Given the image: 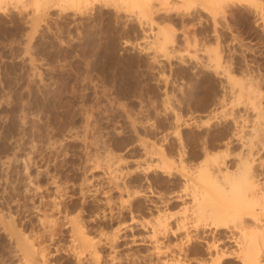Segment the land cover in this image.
<instances>
[{
  "label": "rangeland",
  "instance_id": "obj_1",
  "mask_svg": "<svg viewBox=\"0 0 264 264\" xmlns=\"http://www.w3.org/2000/svg\"><path fill=\"white\" fill-rule=\"evenodd\" d=\"M58 2L0 3V264H209L176 222L247 142L263 182L264 0Z\"/></svg>",
  "mask_w": 264,
  "mask_h": 264
},
{
  "label": "bare ground",
  "instance_id": "obj_2",
  "mask_svg": "<svg viewBox=\"0 0 264 264\" xmlns=\"http://www.w3.org/2000/svg\"><path fill=\"white\" fill-rule=\"evenodd\" d=\"M2 1L4 0H0V3ZM42 1H50V0H35L36 11L39 10ZM58 1L59 2L57 3V6H64L68 4L75 5L78 4L79 2H82V0H58ZM131 1L140 3V1L142 0H131ZM183 1L187 7L195 6L197 2V0H183ZM80 6L81 5H79V7ZM167 33L168 35L166 34L165 36L163 34L164 38L166 37L167 39L169 35L172 38V34H170L169 32ZM240 143L241 142H239V144ZM245 144L247 145L241 146L240 148L246 147L245 148L246 150L244 149L246 153L243 154L242 150L239 151V154L242 153L243 155L242 157L239 156L238 158L239 160L236 158L237 159L236 161L238 162L235 163L234 166L235 169L233 168L234 170H231V168H229L228 165L224 164L225 161H223V163H221L223 167H221V164L220 165L214 164L217 166L213 168L214 165L211 164L208 165V168L210 166V168L212 169L210 168L205 169L203 165L202 169L204 170L200 168V170L198 171L199 174L196 173L197 175L195 174V177L192 176L189 180L187 179L189 182L188 184H190V188L193 189L192 195L194 200L189 194V191L188 194L190 196L187 195L186 193L183 199L187 197L189 198L191 197L190 199L192 200L191 205L197 204L194 205V208L197 210V211L194 210L196 211V213L193 212L192 207H191L192 209L190 208L191 209L190 211H192L191 216H193L194 219L196 216L195 219L196 221L194 222L193 220L194 223L190 224L188 222L190 221L189 218L185 216V219L180 218V222H176L177 228L175 229H177V231L181 230L182 232L183 230L186 231L188 227H191L196 231L200 230V232H202L201 234H203L204 232L206 233V231L209 230L212 233L215 234L219 233V235H221V237L223 238L222 240L220 239L218 240V238L217 240H214L216 239L214 238L216 236H214L213 237L214 239H212V241H210L209 244H207L206 242L205 239L206 237L202 236L201 239L199 240L205 243L204 244L206 245L205 251L208 254H211L212 253L211 251L214 252L213 254L214 256L212 255L213 258L211 259L209 257L211 259L209 264H235L236 262L240 264H264V179L263 182L260 181L257 178L258 175L254 173L255 172L254 166L256 164L254 165L255 152L253 153L254 151L253 146L255 143L252 144V142H247ZM241 145H243V143ZM261 149H264V147ZM260 166L264 168V164L262 161H260ZM193 201H195L196 203H194ZM186 210H188V208H186ZM186 236L189 239L191 238V236H189L188 233L186 234ZM195 236L197 237L196 234ZM199 238L200 236L198 237V239ZM220 245H221L220 247L221 249L219 248ZM179 250H181V248H179ZM182 251H180V253H182ZM183 254L184 253H182V255ZM180 261L177 259L175 261V264H183V261L182 263ZM205 262L207 263L206 260Z\"/></svg>",
  "mask_w": 264,
  "mask_h": 264
}]
</instances>
